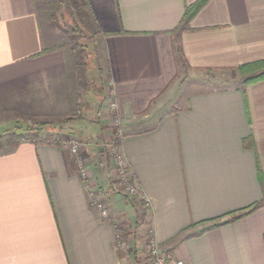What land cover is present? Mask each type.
Here are the masks:
<instances>
[{
  "label": "crops",
  "instance_id": "0c3cea01",
  "mask_svg": "<svg viewBox=\"0 0 264 264\" xmlns=\"http://www.w3.org/2000/svg\"><path fill=\"white\" fill-rule=\"evenodd\" d=\"M86 1L103 32L120 151L143 197L141 236L190 264H264V79L220 89L194 81L169 109L181 68L171 32L198 0ZM188 26L191 72L264 58V0H207ZM51 38L36 0H0V114L63 111L66 58L43 52ZM94 194L60 143L26 139L1 152L0 264H146L118 248L119 226Z\"/></svg>",
  "mask_w": 264,
  "mask_h": 264
},
{
  "label": "rangeland",
  "instance_id": "374dc122",
  "mask_svg": "<svg viewBox=\"0 0 264 264\" xmlns=\"http://www.w3.org/2000/svg\"><path fill=\"white\" fill-rule=\"evenodd\" d=\"M78 1L36 0L43 33L51 34L49 42L54 46H63L60 49L65 52L66 63L60 84L64 99L63 111L28 118L0 114V134L3 135V144L6 146L10 140H37L35 131L15 134L13 128L16 125L32 126L37 122H47L41 131V137L42 133L49 135L48 137L56 139L58 144L77 140L82 160L88 169L90 188H94V202L105 205L109 210V217L119 226L118 248L122 253L132 252L137 259L141 257L142 262L145 261L146 264H154L149 257L152 235L149 234L146 239V235L142 237L139 230L140 223L146 218L144 203L140 198L128 193L118 174L115 156L120 152L123 132L121 123L116 122V114L110 110L114 98L103 56L102 35L96 34L95 25L89 17L87 18L88 14L86 15ZM190 70L183 66L180 68L172 90L175 93V101L169 109L184 103L182 97L191 82H203V86L205 84L206 88L211 89L225 88L241 82L237 70ZM6 150H9V147L0 153Z\"/></svg>",
  "mask_w": 264,
  "mask_h": 264
},
{
  "label": "trees",
  "instance_id": "16d2710c",
  "mask_svg": "<svg viewBox=\"0 0 264 264\" xmlns=\"http://www.w3.org/2000/svg\"><path fill=\"white\" fill-rule=\"evenodd\" d=\"M61 1L67 2V0H61ZM206 1L207 0H198L197 2L189 5L185 11V14H184L179 26H177L171 32L173 35V52H174V55L176 57L177 67L183 66V67L190 70V66H189V64H188V62L185 59V56L183 54V49H182V45H181V35H182V32L189 27L188 26L189 21L194 17L196 12L206 3ZM78 2L81 3L80 5L82 6V9L84 8L83 11H85L86 15L88 14L87 18L89 17L90 21H92V23L95 25L96 34L98 33V34L102 35L103 32L96 25V21L92 15V12L90 10V7H89V4L87 3V1L86 0H82V1L79 0ZM106 34H108V33L106 32ZM61 47H63V46H54V47L47 48V49L43 50V52L57 50V49H60ZM207 70H210V69H207ZM233 70H237L239 72V75L241 77L240 84L243 87H246L251 83H254V82H257V81L264 79V58L259 59V60H255V61H252L249 63L242 64V65L234 68ZM108 74H109V72H108ZM178 74H179V72H178ZM178 74H177V77H178ZM46 123L47 122H37L36 124H33L32 126H31V124H27L26 126L16 125L13 128L14 129L13 132L15 134H17L18 132L23 133V132L35 131L36 135H37V141L39 143L58 144L57 140H52V139H48V138L40 136L41 131L45 127ZM20 141H21L20 139L10 140L6 146L3 144V135L0 134V151L4 150L6 147H9V149H13L19 144ZM256 207H257V205L253 204L252 206H249L247 208H243V209L231 212L228 214L227 217H229V220L239 219V218L247 215L251 211H253Z\"/></svg>",
  "mask_w": 264,
  "mask_h": 264
},
{
  "label": "built area",
  "instance_id": "2783aa9c",
  "mask_svg": "<svg viewBox=\"0 0 264 264\" xmlns=\"http://www.w3.org/2000/svg\"><path fill=\"white\" fill-rule=\"evenodd\" d=\"M118 103L114 99L112 100L110 104V110L116 114L117 119L116 122H120V118L118 115ZM56 140V139H55ZM62 146L67 148L70 153L74 156L78 168H79V173L81 175V178L84 180L86 183L87 187H91V184L88 182V169L84 165L83 158L80 154V144L77 140H71L69 142H60ZM116 165L118 167V174L120 179H122L126 185V188L128 190V193L131 196H136L140 198L143 201V197L141 194V190L139 186L135 183L134 178L128 168L127 162L125 160L124 155L120 151L116 156ZM93 205L96 206L97 209L100 210L102 213L103 217L107 218L109 217V210L103 205L101 202H94L93 200ZM149 257L151 260L154 262V264H190L182 259L175 258L170 252L167 250L163 249L158 243V241L152 237L150 241V246H149Z\"/></svg>",
  "mask_w": 264,
  "mask_h": 264
}]
</instances>
